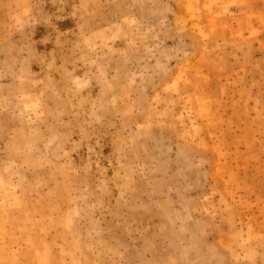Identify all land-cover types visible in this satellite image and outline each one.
Segmentation results:
<instances>
[{
  "label": "rangeland",
  "instance_id": "374dc122",
  "mask_svg": "<svg viewBox=\"0 0 264 264\" xmlns=\"http://www.w3.org/2000/svg\"><path fill=\"white\" fill-rule=\"evenodd\" d=\"M0 264H264V0H0Z\"/></svg>",
  "mask_w": 264,
  "mask_h": 264
}]
</instances>
